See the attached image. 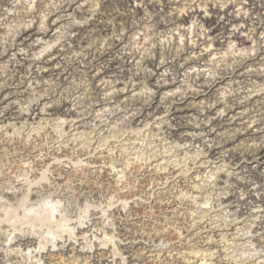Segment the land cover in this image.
Wrapping results in <instances>:
<instances>
[{
  "label": "rangeland",
  "instance_id": "374dc122",
  "mask_svg": "<svg viewBox=\"0 0 264 264\" xmlns=\"http://www.w3.org/2000/svg\"><path fill=\"white\" fill-rule=\"evenodd\" d=\"M47 210L0 264H264V0H0V232Z\"/></svg>",
  "mask_w": 264,
  "mask_h": 264
},
{
  "label": "bare ground",
  "instance_id": "6f19581e",
  "mask_svg": "<svg viewBox=\"0 0 264 264\" xmlns=\"http://www.w3.org/2000/svg\"><path fill=\"white\" fill-rule=\"evenodd\" d=\"M241 18H242V16H241ZM225 20H228V18L226 17L225 18ZM233 36H235V34L233 35ZM218 41V40H217ZM211 46V43H209L208 45H206V47L208 48V47H210ZM236 50L237 49H233V50H231V51H229V52H222L221 54H222V56L224 57V56H226L228 53L229 54H231V55H234V52H236ZM213 55H215V54H213ZM189 86H191V85H189ZM35 106V104L34 105H32V107H34ZM26 110H28V109H26ZM14 181H16V180H13V181H11V183H8L7 184V186L6 187H9V186H11V184L12 183H14ZM19 183V182H18ZM31 184H33V183H29L28 182V187H27V190L25 191V196H26V198L28 199L27 201H32L33 203H34V201H33V198L34 197H38V195H37V191H33V189H31L30 187L31 186H33V187H35V185H31ZM36 184V183H35ZM39 186V185H38ZM40 187V186H39ZM13 189H15V187H12V191L11 192H5V195H9V196H13V194H15V193H17V192H19V190L20 189H18L17 191H15V190H13ZM35 200V199H34ZM37 201H35V203H36ZM36 205V204H35ZM41 208V207H40ZM48 211V212H47ZM47 211H44V216L43 217H39V218H37V220H31L32 222H30V221H28L27 223H29V227H30V229H31V227L32 228H34L33 230V233H28V234H25L24 232H16L14 235H13V237L9 240L8 238H9V236H10V234H6V233H4V232H0V239L3 241V242H0V244L1 245H10L11 247L13 246V244H15V243H18V245L20 244L21 246H23L24 248L23 249H28V248H30V246H32L33 245V241L34 240H36L39 236H41V235H39V234H37V233H39V228H35L37 225L38 226H44L45 224H47L46 222H45V220L47 219V218H51V213H52V211L51 210H47ZM101 211V213L103 214V210H99V212ZM40 215H42V214H40ZM35 218H36V216H35ZM91 220V219H90ZM89 220H87L84 224H86V226H84L83 225V223L82 222H79L78 223V225H77V228H78V232H80V233H83L84 235L86 234V229L90 226L89 225ZM50 223H52V222H50ZM89 225V226H88ZM49 227H50V225H49ZM74 229H75V227H73V228H69L68 230H67V233H66V235H67V237H68V242L70 243V244H73V245H75V242L73 241V240H75V239H77V237H79V236H75V234H74ZM95 230V229H94ZM15 231V230H14ZM98 232V231H97ZM103 233V232H102ZM82 236V237H79L78 239H81V238H85V239H87L85 236ZM91 237H92V235H90ZM105 237H107V235H103V238L101 239V241H100V243H102L103 245H106L107 243H110V246L111 247H113V252H112V254L113 255H120L121 256V253H120V251L118 250V248L116 247V246H118V244H120V242L121 241H117V240H112V236H109V238L107 239V238H105ZM61 239V238H60ZM114 239V238H113ZM59 240V239H58ZM57 239H56V243L57 244H59V241H58ZM66 240V239H65ZM64 240V241H65ZM50 241V238H46V240H45V244H48V242ZM4 243V244H3ZM55 244V243H54ZM45 247V246H44ZM102 247V246H101ZM106 248V247H105ZM123 248H126V246H124ZM89 249V248H88ZM88 249L86 250V252H88ZM91 249V248H90ZM101 249H103V247L101 248ZM60 250V249H59ZM59 250H57V251H59ZM39 252V251H38ZM38 252H36V254L35 255H37V253ZM16 253V252H15ZM15 253H8L9 255H10V259H12L14 256H16L15 255ZM42 253H43V250H42ZM94 253H96V249L94 250ZM195 254H196V252H195ZM22 257V256H21ZM32 257H34V256H32ZM31 257V258H32ZM24 258V257H23ZM65 259V258H64ZM9 260V259H8ZM62 260V259H61ZM104 260H107V259H104ZM120 260H124V258L122 257V258H120ZM0 262H1V259H0ZM33 262V261H32ZM64 264H69L70 262H69V260L68 259H65L64 260ZM34 264H36V262H34ZM116 264H118L117 262H116Z\"/></svg>",
  "mask_w": 264,
  "mask_h": 264
}]
</instances>
